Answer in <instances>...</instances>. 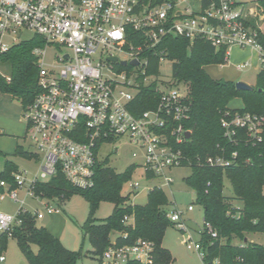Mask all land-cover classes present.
<instances>
[{
	"label": "built area",
	"instance_id": "built-area-1",
	"mask_svg": "<svg viewBox=\"0 0 264 264\" xmlns=\"http://www.w3.org/2000/svg\"><path fill=\"white\" fill-rule=\"evenodd\" d=\"M0 0V54L35 35L45 39L44 46L33 50L38 68V92L24 108L27 137L38 156V171L33 180L27 172L16 171L13 181L0 180V189L19 200L18 190L26 187L28 195L43 201L44 209L29 211L25 200L17 214L0 211V264L7 260L2 235L12 238L14 226L22 222L21 213H30L36 220L60 211L58 198L36 195L34 185L49 181L59 171L74 186L92 187L96 167L101 161L104 143L126 139L144 152L143 174L149 193L154 187L164 189L174 183L170 170L183 165L185 155L176 147L189 139L185 126L189 117L188 86L176 79L164 78L160 65L168 57L164 41L169 36H182L191 41L202 37L216 48L226 47L229 60L231 48H255L264 68V27L254 28L247 22L248 9L257 0ZM31 36L25 38V33ZM51 44L65 47L68 52L55 53V64L45 61ZM101 57L95 61L94 56ZM117 56L116 62L109 58ZM157 59L156 71H151ZM138 60L137 65L132 62ZM172 60V59H171ZM122 61H126L123 64ZM175 62V60H172ZM249 62L237 65L244 69ZM0 63V76H11ZM155 85L160 97L156 106L136 112L135 100L142 86ZM225 135L233 140L244 129L248 140L262 139L264 114L227 112L222 118ZM237 153H233L236 157ZM134 156H138L134 152ZM233 158L208 156L204 164L227 166ZM29 181V184L27 182ZM130 194L142 188L139 180H128ZM190 205L188 210H193ZM168 217L181 231L189 232L184 211L176 206ZM134 225V214L124 217ZM205 232L218 237L216 229L207 223ZM189 249L206 257L202 242L189 234ZM153 242L138 238L133 244L113 242L103 253V264H154ZM205 264H223L213 258Z\"/></svg>",
	"mask_w": 264,
	"mask_h": 264
},
{
	"label": "trees",
	"instance_id": "trees-1",
	"mask_svg": "<svg viewBox=\"0 0 264 264\" xmlns=\"http://www.w3.org/2000/svg\"><path fill=\"white\" fill-rule=\"evenodd\" d=\"M163 1L175 0H152L153 3ZM259 2L264 8V0ZM247 22L257 28L255 20L247 17ZM44 44L45 39L35 35L0 54V63L7 67L11 76V81L0 76V89L19 99L24 108L38 92L37 58L33 50ZM162 46L168 48V57L175 60L174 77L188 86L191 108L185 126L191 131V137L176 144L185 155L183 165L192 167V173L185 181L195 190L197 201L204 206V224H212L218 233V237L213 238L205 232V227L202 229L200 241L207 253L204 261L219 258L223 264H264V243L248 239V234L264 233V132L262 139L255 142L248 140L246 131L240 129L236 138L230 140L221 121L227 112L231 115L238 112L264 114V68L257 74L254 89L238 90L236 81L216 79L206 70L209 64L224 65L228 62L226 47L216 48L202 37L191 41L182 36H169ZM154 61L151 71L158 67L157 59ZM159 97L155 85L142 86L135 100L136 112L156 106ZM237 97L243 100V107L232 108L230 102ZM234 152L236 157H233ZM15 154L29 159L38 158L34 152L24 151L21 146H17ZM210 155H224L233 158V162L224 167L204 164ZM136 168L133 164L119 173L108 164V160H103L96 167L92 187L74 186L59 171L49 181L36 182L33 189L36 195L58 198L61 204L74 193L88 200L90 213L81 230L83 238L90 240L96 255L102 257L113 243L111 234L119 232L115 239L117 244H133L140 237L147 239L154 244V264H171L173 256L162 246V241L166 228L176 224L168 217L170 200L164 189L154 187L150 190L145 204H132V195L122 193L124 184ZM18 170L15 162L8 159L4 170L0 171V180L12 182L13 173ZM225 177L230 180L234 195H225ZM103 200L114 202L115 207L110 216L98 222L95 213ZM235 200L243 201V205L234 206ZM131 214L135 216L134 225L123 220ZM20 217L22 222L14 226L12 238L17 239L29 264H78L84 256L82 249L73 251L66 248L47 227L37 225L32 214L21 213ZM2 240L7 247L8 235H2ZM33 245L37 246V251ZM127 264L140 263L130 261Z\"/></svg>",
	"mask_w": 264,
	"mask_h": 264
},
{
	"label": "rangeland",
	"instance_id": "rangeland-1",
	"mask_svg": "<svg viewBox=\"0 0 264 264\" xmlns=\"http://www.w3.org/2000/svg\"><path fill=\"white\" fill-rule=\"evenodd\" d=\"M194 3V0H186L184 6H189ZM248 17L256 21L257 26L264 27V8L259 2L255 1L251 8L247 11ZM30 32L25 33L24 37L29 38ZM235 51V50H234ZM66 53L68 49L62 46L51 44L47 48L45 61L48 65L55 64V53ZM95 61L101 59L100 56H94ZM249 62L244 69H238L237 65L242 62ZM222 67L220 64H209L206 66L208 73L216 78L232 81H245L250 85L255 86L257 83V74L263 68L259 56L250 50H236L230 60ZM6 72L8 69L3 68ZM159 72L164 78H172L174 76V62L171 59H165L160 65ZM0 94L4 97L1 99L0 105V122L3 123L2 133L0 134V171L4 170L6 161L12 160L18 166V169L27 172L28 180L34 179L39 162L36 158L29 159L27 156L15 154L17 146H21L24 151L34 152L31 140L27 137V122L24 119V107L21 101L17 98H10L9 93L0 89ZM12 96V95H11ZM14 100V101H13ZM232 108L243 107L241 98H234L230 102ZM134 152L138 156H134ZM101 161L108 160V164L121 173L128 169L131 165H136L129 180H139L142 183V188L138 194L132 195L130 203L145 204L148 201V191L144 189L147 185H152L156 181L147 182L143 174L142 165L144 163V152L140 147L131 144L126 139L118 140L117 142L104 143L100 150ZM174 177V183L169 187H164V192L170 200L168 209H173L174 206L184 211V219L189 226V232L181 231L178 226L170 224L166 230L162 241V246L168 249L174 261L171 264H205L199 252L189 249L187 239L189 234L192 235L194 241L201 240V231L204 228L205 209L204 206L197 201L195 190L190 187L185 178L191 175L192 167L190 165L176 166L170 170ZM29 181L27 184H29ZM264 191V186H263ZM122 193L127 196L130 193L128 184H124ZM224 193L227 196L234 195L233 187L230 180L225 177ZM19 200H25L24 208L29 211H34L36 208L44 209L43 201L45 199H36L28 195L26 187L18 190ZM12 199L7 190L0 189V211L17 214L21 207V202ZM192 205L193 210L189 211L188 207ZM234 206H242L243 201H233ZM115 204L112 201L103 200L99 203L95 217L98 222L110 216L114 211ZM60 211L52 215H46L42 219L37 220V225L48 227L49 231L59 237L66 248L78 251L83 250L84 256L78 261V264H99L101 257L94 253V248L86 237L83 238L81 226L84 224L90 213V203L79 193H74L70 198L60 203ZM117 232L111 234V238H115ZM248 238L255 242L264 243V233L248 234ZM239 242V240H235ZM33 249L37 251V246L33 245ZM7 260L5 264H29L21 251L16 238H10L6 249Z\"/></svg>",
	"mask_w": 264,
	"mask_h": 264
},
{
	"label": "water",
	"instance_id": "water-1",
	"mask_svg": "<svg viewBox=\"0 0 264 264\" xmlns=\"http://www.w3.org/2000/svg\"><path fill=\"white\" fill-rule=\"evenodd\" d=\"M111 61L113 62H116L118 60V57L117 56H113V57H110L109 58ZM123 64H126L127 62L126 61H122ZM139 62L138 60H134L132 62L133 65H137ZM236 87L238 90H252L254 89V86L253 85H250L249 83L245 82V81H238L236 82ZM186 136L188 138L191 137V132H186Z\"/></svg>",
	"mask_w": 264,
	"mask_h": 264
},
{
	"label": "crops",
	"instance_id": "crops-1",
	"mask_svg": "<svg viewBox=\"0 0 264 264\" xmlns=\"http://www.w3.org/2000/svg\"><path fill=\"white\" fill-rule=\"evenodd\" d=\"M247 50H250V51H253V52H255L257 55H258V52H257V50L255 49V48H252V47H249V48H246ZM237 50H243V49H241V48H239V47H233V48H231V52H230V55H229V60H230V58L233 56V54H234V52ZM228 60V61H229ZM248 62V61H247ZM250 65H251V63H249ZM222 67H224V66H226L225 64L224 65H221ZM252 66V65H251ZM7 68V67H6ZM238 68V67H237ZM9 73V72H8ZM9 95V97L12 99L13 97L10 95V94H8ZM2 97H4L2 94H0V105H1V99H2ZM14 99V98H13ZM14 101V100H13ZM0 113H1V110H0ZM3 123H1L0 122V132H2V125ZM1 134V133H0ZM2 190V189H1ZM3 191V190H2ZM48 228V227H47ZM49 229V228H48ZM119 235V232H117V235L115 236V238H113V242H115V239H116V237ZM249 239V238H248ZM250 240V239H249ZM252 241V240H251ZM259 243H261V242H259Z\"/></svg>",
	"mask_w": 264,
	"mask_h": 264
}]
</instances>
